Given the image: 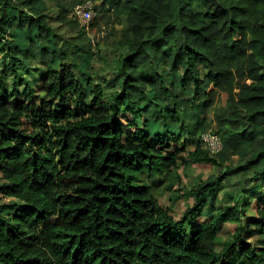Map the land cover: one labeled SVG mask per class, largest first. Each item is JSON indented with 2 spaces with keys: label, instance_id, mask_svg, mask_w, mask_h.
I'll return each mask as SVG.
<instances>
[{
  "label": "trees",
  "instance_id": "trees-1",
  "mask_svg": "<svg viewBox=\"0 0 264 264\" xmlns=\"http://www.w3.org/2000/svg\"><path fill=\"white\" fill-rule=\"evenodd\" d=\"M86 2L102 9L122 51L109 94L106 79L85 71L95 52L84 33L99 13L88 30L75 18L77 39L60 32L67 21L56 29L46 21ZM172 71L196 98L210 87L225 96L218 109L231 108L221 124L229 137H261L244 166L186 194L194 201L180 219L160 206L146 175L219 163L200 134L186 153L179 138L165 143L152 132L177 96L166 86ZM128 113L138 115L125 128ZM259 165L254 186L219 207L223 180ZM0 174V192L20 203L0 213V264H264V0H0ZM208 197L210 216L198 223ZM251 199L258 205L247 217ZM226 224L235 228L214 251Z\"/></svg>",
  "mask_w": 264,
  "mask_h": 264
},
{
  "label": "rangeland",
  "instance_id": "rangeland-1",
  "mask_svg": "<svg viewBox=\"0 0 264 264\" xmlns=\"http://www.w3.org/2000/svg\"><path fill=\"white\" fill-rule=\"evenodd\" d=\"M71 1V0H70ZM91 5L94 12H100L102 9L97 6V4L92 3ZM71 11V4L68 5V11L62 15L48 16L46 21L53 27L57 28L62 22L65 25H60V32L64 35H72L77 39L79 37L75 17ZM56 14L55 11H50ZM95 13V15H96ZM98 25L94 29L90 30L89 33H84L86 38L91 40V45L95 52V57L90 65L89 70H85L86 73L94 80L106 79L103 81L102 87H104L105 94L111 92L110 87L107 85L116 84V79L113 78L117 74L114 68L117 66L116 60L121 56L122 51L117 50L112 37L107 36L108 25L106 24V18L99 13ZM78 35V36H77ZM159 41H157L158 44ZM151 48L152 44H150ZM168 71V70H167ZM107 72L108 75H105ZM164 74V73H163ZM165 80L168 85L167 88L171 90L172 94L175 92L177 94L176 98L172 101H166L163 104V110L161 113L165 114L166 118L158 126L151 123L152 132L156 136H162L165 143H169V138H179L180 143L177 145L181 148H185V152L189 153L193 150L195 143L198 141V136L204 131L211 130L218 133L224 141V150L215 155V160L219 163L218 166H213L211 163L202 164H191L186 167H180L177 171V175L180 176L181 182L176 184L177 175H163L148 177L146 175L145 180L149 182L152 192L157 198L160 206L164 209L170 210L173 216L180 219L183 216L186 208L190 207L194 201L193 198H187L186 194L195 188L199 183H207L216 181L228 168L233 170L239 168V166H244L246 160L252 158L257 151L261 137H252L249 135V131L240 137H229L227 131L221 129L222 120L226 117L231 108L227 104L224 111H220L218 108L224 106L225 96L218 97V90L212 89L210 87L203 93L199 98L193 96V88L187 87L181 89L182 72L172 71L166 72ZM107 84V85H106ZM34 101L38 104L39 100L42 98V94L39 87H34ZM153 92H147L143 94L144 102L139 104L137 107L140 110H145L144 108H149L148 102L151 101ZM189 97L188 100L185 98ZM148 106V107H145ZM137 114V113H135ZM135 114H126L122 117V122L124 127L127 128L129 122H135L137 116ZM138 115V114H137ZM141 118H144L141 116ZM162 119V115L160 114ZM250 128H254L256 123L253 121L249 123ZM169 126V127H168ZM131 131L135 129V126L131 127ZM167 130V131H166ZM167 134H170L169 136ZM231 138V139H230ZM175 147H173L174 149ZM181 155V154H180ZM261 170L260 165L253 169V171L247 170L245 174H233L222 182V187L219 190L217 197L219 207L223 205L232 204L227 199V195L235 192L239 188H246L249 190L254 186V182L250 180L253 178V173L259 172ZM228 173V172H227ZM176 184L173 191H167L166 186L168 184ZM2 184L1 174H0V185ZM264 192V190H263ZM248 200V197L245 199ZM210 204L211 199L208 197L206 199V204L202 212L198 217H196V222L204 223L210 216ZM20 205L18 201L14 198L5 197L0 192V213L2 215L12 214L15 209ZM258 205L257 201L254 199L250 200L247 205V217L253 216L254 209ZM235 228L233 224H226L223 229L218 233L217 240L211 246L214 251L219 252L222 249L223 242L231 235ZM258 237L252 235L249 237V241L255 242Z\"/></svg>",
  "mask_w": 264,
  "mask_h": 264
},
{
  "label": "built area",
  "instance_id": "built-area-1",
  "mask_svg": "<svg viewBox=\"0 0 264 264\" xmlns=\"http://www.w3.org/2000/svg\"><path fill=\"white\" fill-rule=\"evenodd\" d=\"M73 15L79 22L80 26L88 30L91 20L95 17V12L89 2L78 4L73 9ZM200 143L203 149L209 154L216 155L222 150L220 137L210 130L200 135Z\"/></svg>",
  "mask_w": 264,
  "mask_h": 264
},
{
  "label": "clouds",
  "instance_id": "clouds-1",
  "mask_svg": "<svg viewBox=\"0 0 264 264\" xmlns=\"http://www.w3.org/2000/svg\"><path fill=\"white\" fill-rule=\"evenodd\" d=\"M210 131H211V130H210ZM204 132H205V131H204ZM212 132H213V131H212ZM202 133H203V132H202ZM202 133H201V134H202ZM201 134H200V135H201ZM201 147H202V146H201ZM204 150H205V149H204ZM219 153H220V152H219Z\"/></svg>",
  "mask_w": 264,
  "mask_h": 264
}]
</instances>
